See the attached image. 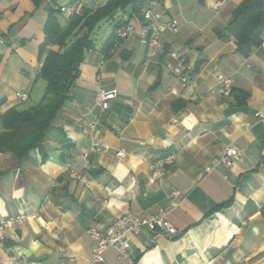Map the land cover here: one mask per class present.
I'll return each mask as SVG.
<instances>
[{
	"label": "crops",
	"instance_id": "crops-1",
	"mask_svg": "<svg viewBox=\"0 0 264 264\" xmlns=\"http://www.w3.org/2000/svg\"><path fill=\"white\" fill-rule=\"evenodd\" d=\"M104 2L82 1L93 8ZM240 2L159 0L163 20L176 18L179 31L163 33L155 55L134 36L108 55L104 43L86 53L72 97L57 114L58 130L43 144L46 157L34 149L18 164L13 154L0 153V221L37 212L8 229L0 264H264V119L256 115L264 111V41L245 56L233 38L219 36ZM52 6V0H0L1 113L28 108L45 92L40 47ZM172 51L194 63L198 88L167 69ZM219 74L233 78L230 96L212 91ZM99 88L117 91L106 111L96 104ZM197 91L204 97L194 99ZM95 143L84 166L81 151ZM229 145L239 158L206 172ZM168 154L173 163L152 168ZM68 164L87 182L73 180ZM160 211L177 227L175 236L144 229L130 236L131 262L114 248L104 263L91 260V228L121 214Z\"/></svg>",
	"mask_w": 264,
	"mask_h": 264
},
{
	"label": "trees",
	"instance_id": "trees-1",
	"mask_svg": "<svg viewBox=\"0 0 264 264\" xmlns=\"http://www.w3.org/2000/svg\"><path fill=\"white\" fill-rule=\"evenodd\" d=\"M41 0H35L37 4ZM148 0H106L96 8L86 3L81 14H75L62 25L59 21L60 5L52 0L45 23V40L41 44L44 54L39 74L47 86L41 99L34 105L18 109L12 107L0 112V153H11L20 164L30 159L34 149L47 153L43 144L58 128L55 120L65 102L72 97V88L80 76V67L86 53L95 47L94 31L104 20L113 21V31L103 44L105 55L121 41L119 30L130 20H124L119 12L130 17L139 16ZM131 10L127 13V7ZM223 39L233 38L237 51L248 56L264 41V0H241L233 18L225 30L219 31ZM56 46L57 48H50ZM2 56L0 54V62Z\"/></svg>",
	"mask_w": 264,
	"mask_h": 264
},
{
	"label": "built area",
	"instance_id": "built-area-1",
	"mask_svg": "<svg viewBox=\"0 0 264 264\" xmlns=\"http://www.w3.org/2000/svg\"><path fill=\"white\" fill-rule=\"evenodd\" d=\"M159 0H148L141 11V24L127 22L120 30L119 37L124 40L134 36L142 43L149 47L150 56L155 55L161 48V35L167 31L177 33L179 31V22L176 18L163 20L162 13L156 9ZM83 3L81 0H75L67 5L60 6V13L68 20L75 14H81ZM170 59L166 62V67L184 84L192 88H198V83L195 79L196 67L193 62L176 51L170 52ZM42 65V64H41ZM212 91L218 92L222 96H230L233 92V78L223 74L218 75V84L212 88ZM19 98L22 101L29 99L28 92H19ZM117 96L115 89L106 90L99 88L96 94V104L101 111H106L110 108L111 101ZM204 93L197 91L194 99L203 98ZM259 119H264V111L256 113ZM98 119L92 123L94 126ZM246 126H250L247 123ZM99 143H95L81 151V159L86 166L89 162V154L97 150ZM118 156H123L124 152H117ZM174 154H168L158 158L152 163V168L161 169L164 166L173 163ZM239 158V151L236 147L229 145L226 147L223 154L213 159L206 167V172H211L219 165L227 167L232 166L234 161ZM69 175L73 180L87 182V175L78 172L72 164H68ZM179 191L174 190L172 195H178ZM37 212L24 213L20 212L14 216H10L0 221V247L4 244L8 229L14 224H22L28 218H34ZM148 230L152 233H163L170 236H175L178 233L177 227L168 220L163 212L156 214H148L145 216H137L132 214H121L109 224L102 227H93L89 230L90 237L93 241L92 258L96 263L105 262V251L109 248H114L117 251L118 257L131 262V234H137L141 230ZM26 264H45L44 261L38 259H29ZM65 264V263H62Z\"/></svg>",
	"mask_w": 264,
	"mask_h": 264
},
{
	"label": "rangeland",
	"instance_id": "rangeland-1",
	"mask_svg": "<svg viewBox=\"0 0 264 264\" xmlns=\"http://www.w3.org/2000/svg\"><path fill=\"white\" fill-rule=\"evenodd\" d=\"M75 0H59L60 4L67 5ZM83 2H89V0H81ZM98 3L103 2L104 0H96ZM113 25L114 22L104 20L103 22L100 23L99 27L95 29L94 31V39H95V44L97 46H101L108 36L112 33L113 31Z\"/></svg>",
	"mask_w": 264,
	"mask_h": 264
},
{
	"label": "water",
	"instance_id": "water-1",
	"mask_svg": "<svg viewBox=\"0 0 264 264\" xmlns=\"http://www.w3.org/2000/svg\"><path fill=\"white\" fill-rule=\"evenodd\" d=\"M130 10H131V6H128V7H127V12L129 13Z\"/></svg>",
	"mask_w": 264,
	"mask_h": 264
}]
</instances>
